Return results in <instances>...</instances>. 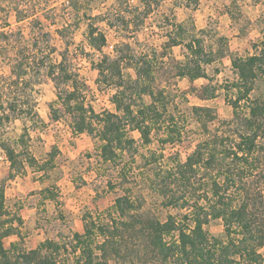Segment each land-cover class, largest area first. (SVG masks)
I'll list each match as a JSON object with an SVG mask.
<instances>
[{
  "label": "trees",
  "instance_id": "1",
  "mask_svg": "<svg viewBox=\"0 0 264 264\" xmlns=\"http://www.w3.org/2000/svg\"><path fill=\"white\" fill-rule=\"evenodd\" d=\"M116 1V18L82 14L79 0H72L69 6L76 22L85 17L91 21L86 40L101 56L94 63L96 81L113 90L110 101L114 111L94 110L87 99L90 86L80 77L76 54L68 43L63 50L52 44V33L33 10L24 9L27 0H16L12 10L17 23L32 19V40L11 24L0 31V59L10 67V74H0V147L8 162L7 174L0 179V264H118L121 260L127 264L131 249L154 264H264L260 252L264 248V190L260 185L264 177V98L252 95L257 82L264 79V37L253 44L252 54L231 61L234 78L223 88L231 96L233 118L215 124L214 109L195 107L193 114L203 128V138L186 160L154 166L157 152L148 159L154 166L151 187L162 199V206L181 213L162 222L145 215L141 204L125 189L132 163L122 165L123 157L137 152L134 132L146 146L156 134H162V147L181 139L182 129L169 110L167 90L179 79L209 80L205 67L215 61L214 53L195 32L174 22H169L168 39L159 51L136 53L131 43L122 42L115 54L104 53L107 35L100 22L127 32L132 24V30L142 31L155 10L153 3H159ZM185 1L192 9L201 2ZM124 13H134V21ZM66 28L58 31L63 39ZM181 46L186 50L183 59L172 53ZM45 79L53 83L57 94L51 105L53 119L67 120L75 135L86 133L100 141L101 163L119 169V187L124 194L104 211H87L82 218L83 232L46 239L34 249H26L20 242L6 246V238L19 236L16 220L20 221L5 206L6 183L23 174L27 166H38L30 150L28 127L23 126L20 136L6 138V125L18 121L34 127L41 124L36 93ZM194 89L200 100L216 97L212 85ZM109 186L113 187L111 180ZM212 221L222 222L224 239L208 233L206 226Z\"/></svg>",
  "mask_w": 264,
  "mask_h": 264
},
{
  "label": "rangeland",
  "instance_id": "2",
  "mask_svg": "<svg viewBox=\"0 0 264 264\" xmlns=\"http://www.w3.org/2000/svg\"><path fill=\"white\" fill-rule=\"evenodd\" d=\"M71 1L27 0L28 7L24 6V9L35 12L36 18L52 33L54 46L63 50L68 43L70 51L76 54L80 77L90 86L87 99L94 110L98 113L114 111V105L110 101L113 90L99 86L96 81L98 75L94 63L101 56L90 49L86 40L87 25L91 21L85 17L83 20L77 19L76 22L73 10L69 7ZM79 1L81 13L87 12L88 16L102 14L106 18L112 17L119 8L116 0ZM15 2L16 0H0V31L4 30L3 27L7 24H11V28L19 27L22 33L32 40V19L17 23L12 10L13 6H16ZM131 3L137 4V1L131 0ZM153 4L155 10L146 20L142 31L132 30V24L127 32L125 29L119 30L118 26L108 27L107 21L100 22L99 26L107 35V45L103 52L115 54L116 46L122 42L131 43L136 53L152 49L159 51L163 42L168 39L167 33L171 30L169 22H174L183 24L204 40L205 46L214 53L215 59L211 65L205 67L209 80L199 79L191 82L187 78L179 79L167 90L169 110L182 129L181 139L174 145L162 147L159 142L162 134H156L152 135V143L146 146L143 145L139 133L134 132L131 135L136 140L137 152L134 155L125 154L123 157L122 165L132 163L130 179L125 189L141 204L145 215L164 222L169 216L181 213L162 206V199L151 187V168L156 164L184 162L196 148L203 138V128L193 114L195 107L214 109L218 118L215 124L233 118L231 96L223 87L234 78L232 59L252 54L253 44L264 37V0H201L195 9L186 7L185 0H159L158 5L155 2ZM124 14L130 22L134 21V13ZM65 27L67 28L63 39L58 31ZM185 52L183 46L172 50L173 55L179 59L184 58ZM0 74H10L9 65L2 59ZM203 85L216 87L214 99L203 101L197 97L194 87L200 88ZM252 95L264 98V79L257 82ZM36 98L41 124L34 127L31 123L18 121L6 125L5 136H20L23 126L26 125L30 133V150L38 162V166H27L23 174L8 181L5 188V206L10 215L16 216L20 221L16 220L19 236L6 238L4 243L9 246L12 242H20L26 249H34L46 239L58 240L72 236L75 232H83L82 218L87 211H104L114 204L119 195L124 194L123 189L119 187V169L101 163L100 141L94 135L86 133L75 135L67 120L53 119L51 105L57 100V94L50 80H43L37 87ZM145 101L149 103L150 99L146 97ZM153 152H157L158 157L151 167L148 159ZM160 154L163 155L160 157ZM7 171L8 162L0 147V179L6 176ZM110 180L112 188L109 186ZM260 185L264 190V177ZM206 229L212 237H226L221 221H212ZM260 252L264 256V248ZM128 259L127 264H130V261L131 264H154L152 261L147 262L144 255H139L133 249L130 250ZM118 264L125 262L121 260Z\"/></svg>",
  "mask_w": 264,
  "mask_h": 264
}]
</instances>
